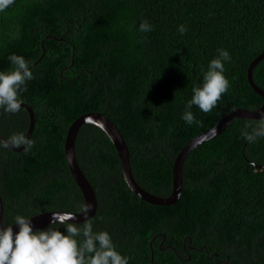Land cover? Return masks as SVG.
<instances>
[{"label": "trees", "instance_id": "16d2710c", "mask_svg": "<svg viewBox=\"0 0 264 264\" xmlns=\"http://www.w3.org/2000/svg\"><path fill=\"white\" fill-rule=\"evenodd\" d=\"M144 21L151 31L140 30ZM220 48L232 57L225 62L228 90L210 112L194 105L196 122L187 124L185 105ZM12 53L31 61L34 79L21 96L36 123L21 152L0 141L5 226L17 214L82 211L65 140L75 120L91 112L122 133L139 185L170 196L174 163L187 143L235 108L264 104L248 81L250 64L264 53V0H15L0 12V71L12 69ZM263 65L253 73L262 90ZM260 121L234 118L196 147L171 206L137 197L109 136L84 125L76 155L98 198L94 230H107L129 264H152V250L155 264H264V136L242 135ZM29 124L25 108H0V135L12 144L23 145Z\"/></svg>", "mask_w": 264, "mask_h": 264}, {"label": "clouds", "instance_id": "9594fccd", "mask_svg": "<svg viewBox=\"0 0 264 264\" xmlns=\"http://www.w3.org/2000/svg\"><path fill=\"white\" fill-rule=\"evenodd\" d=\"M15 0H0V12L13 5ZM141 31H151V25L144 21ZM179 32L187 31L184 25ZM218 56L208 63L203 74V83L193 88V95L185 105L182 119L187 124L196 122L191 111L195 105L201 111L210 112L223 93L228 90L229 81L225 75V62L231 60L227 49H218ZM8 60L13 66L9 71H0V108L9 113L21 109L23 98L22 87L34 79L31 61L24 56L12 53ZM249 141L264 136V120L251 131L242 133ZM82 215L87 217L92 210L90 204L81 206ZM31 217L17 214L14 222L5 226L0 224V264H129V258L122 254L107 230L95 231L91 220L79 226L73 213L54 214L53 224L65 225L64 230L47 227L36 229ZM13 225L19 230L14 232Z\"/></svg>", "mask_w": 264, "mask_h": 264}, {"label": "water", "instance_id": "95a60500", "mask_svg": "<svg viewBox=\"0 0 264 264\" xmlns=\"http://www.w3.org/2000/svg\"><path fill=\"white\" fill-rule=\"evenodd\" d=\"M262 60H264V53H262L255 60L252 61L248 69V81L251 84L252 88L256 91V93L259 94L264 99V90H262L258 85H256L253 79L254 70ZM21 107L27 110L30 119L28 132L23 145L16 146L12 144L8 139L0 135V141L3 142L8 148H10L15 152H21L27 147L35 130V123H36L35 113L33 108L25 103H22ZM234 118L262 120L264 119V104L259 109L253 111L247 109L235 108L227 116H225L221 120V122H219L216 126L203 132L202 134L192 139L189 143H187L178 154L174 163L172 194L168 197H160L142 188L139 185V183L136 181L131 167L129 148L127 146L126 141L124 140L122 133L117 128V126L102 113L91 112L80 116L77 120H75V122L70 126L68 130L67 137L65 140V155L70 172L75 182L78 184V186L80 187L83 193L85 199V205L90 204L92 206V210L87 217L82 215V211L79 213H73L76 216V220L72 222L82 223L85 222L86 219L90 220L97 214L98 211V198L96 192L91 182L88 180L87 176L81 169L76 155V141L79 132L84 125L87 124L95 125L101 128L109 136V138L111 139L117 150L125 181L127 182L132 192L137 197L152 205L171 206L173 204H176L182 196L183 185H184L183 184L184 163L187 157L189 156V154L199 145L204 144L205 142L213 139L221 132H223ZM3 209H4L3 200L2 197L0 196V224L5 225ZM67 213L69 212L56 211V212L40 214L32 217L31 223L34 227V230L42 229L46 226L51 225V222L53 221L54 218V214H67ZM13 230L14 232L18 231L19 226L13 225ZM151 262L152 264H155L153 250H152Z\"/></svg>", "mask_w": 264, "mask_h": 264}, {"label": "bare ground", "instance_id": "6f19581e", "mask_svg": "<svg viewBox=\"0 0 264 264\" xmlns=\"http://www.w3.org/2000/svg\"><path fill=\"white\" fill-rule=\"evenodd\" d=\"M241 3V2H240ZM248 11V10H247ZM209 13V12H208ZM212 13V12H211ZM242 14V13H241ZM214 15V14H213ZM214 17V16H213ZM212 18V17H211ZM259 19V18H258ZM244 32V31H243ZM231 37V36H230ZM257 39V38H256ZM213 40V38H212ZM214 45V44H213ZM238 46H241V45H238ZM240 54V53H239ZM264 66V65H263Z\"/></svg>", "mask_w": 264, "mask_h": 264}]
</instances>
